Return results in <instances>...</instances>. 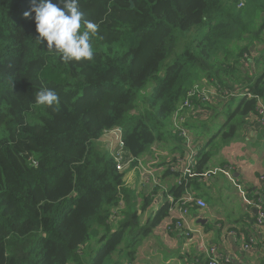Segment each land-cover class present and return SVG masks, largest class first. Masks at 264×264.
I'll list each match as a JSON object with an SVG mask.
<instances>
[{
    "label": "trees",
    "instance_id": "obj_1",
    "mask_svg": "<svg viewBox=\"0 0 264 264\" xmlns=\"http://www.w3.org/2000/svg\"><path fill=\"white\" fill-rule=\"evenodd\" d=\"M29 8V0H0V264H86L92 225L102 229L101 245L88 264H104L125 238L133 262L169 205L142 222L153 196L142 194L138 205L95 141L120 127L132 156L167 139L178 145L171 116L190 88L235 89L206 105L208 121L224 119L208 140L199 147L194 138L195 171L209 169L215 151L252 125L257 98L264 102V0H80L83 19L99 29L93 60L71 65L37 45L34 13L23 17ZM44 87L59 104L35 103ZM182 191L176 183L169 190L174 198ZM120 201L122 219L112 230L108 216Z\"/></svg>",
    "mask_w": 264,
    "mask_h": 264
},
{
    "label": "crops",
    "instance_id": "obj_2",
    "mask_svg": "<svg viewBox=\"0 0 264 264\" xmlns=\"http://www.w3.org/2000/svg\"><path fill=\"white\" fill-rule=\"evenodd\" d=\"M217 121L221 122L222 118H214L211 122L198 120L195 117L189 119L187 127L199 147L208 140L212 124ZM178 150L177 140L173 143L162 141L153 145L151 153L141 156L154 162L156 174L166 191L175 185V177L170 173H165V163ZM212 158H214L213 163L209 162V169L230 165L232 174L239 184L252 194H258L264 199V181L258 179L259 174L264 171V126H256L254 122L252 125H247L240 140L224 145L215 151ZM223 180L227 181L226 177L218 172L206 182L197 180L195 181L198 183L197 186L194 183L191 185V188L197 190L198 195L200 193L207 203V208L199 213L195 209L191 210V224L203 232L206 243L216 245L220 252L230 253L232 264H264V224L256 223L255 209L245 207L241 197H239L241 204L238 208L227 204L226 209L213 203V194L220 190ZM124 181L134 189L137 195L136 203L140 205L142 194L149 192L145 186L140 184L137 172L126 173ZM156 190L155 195L151 193L153 201L142 215V222L150 212L154 214L166 203L161 192L163 189ZM237 195L240 196L238 190ZM196 213H198L197 218ZM168 219L169 216L142 240L137 247L136 258L133 262H129L127 258L123 261H120V258H113L110 264L113 262L120 264H205V255L198 251L199 237L187 238L180 231L166 232L163 226ZM249 237L254 238L255 244L248 250H243L242 244Z\"/></svg>",
    "mask_w": 264,
    "mask_h": 264
},
{
    "label": "built area",
    "instance_id": "obj_3",
    "mask_svg": "<svg viewBox=\"0 0 264 264\" xmlns=\"http://www.w3.org/2000/svg\"><path fill=\"white\" fill-rule=\"evenodd\" d=\"M237 90H226L219 85H194L187 91L186 97L178 105L177 109L171 116V128L178 136V145L182 153H175L170 159H173L165 169L174 175L175 183L183 187V191L178 198L166 191L161 185L159 176L156 174L154 162L141 156H132L124 147L121 136V128L115 127L105 133H109L106 138L109 142L107 151L113 158L115 168L119 172L126 173L137 172L140 184L146 187L149 193L153 189H163L161 191L168 203L169 219L163 226L166 232L180 231L185 237L191 238L198 236V251L205 255V264H232L230 253L220 252L216 245L205 242L203 232L191 224V210L195 209L198 213L207 208L206 201L191 190L190 182L194 177L198 181L206 182L216 173H222L238 190L245 207L255 209V221L257 224H264V199L258 194H252L248 189L239 184V181L232 174V167H217L207 169L201 173L195 171V162L199 153V148L194 142V137L190 133L187 124L191 117L198 120H204L209 114L205 108L207 104L215 105L218 101L226 99ZM236 95V94H235ZM257 97V96H255ZM256 114L252 117L254 122L259 126H264V102L257 98ZM167 166L168 169H167ZM124 178V177H123ZM259 181H264V171L259 174ZM126 183V182H125ZM123 202L112 208L108 216V223L112 230L115 229L118 221L122 219L121 209ZM198 213L195 217H198ZM167 216V217H168ZM255 244L253 237H249L243 244V250H248ZM131 264V263H128Z\"/></svg>",
    "mask_w": 264,
    "mask_h": 264
},
{
    "label": "clouds",
    "instance_id": "obj_4",
    "mask_svg": "<svg viewBox=\"0 0 264 264\" xmlns=\"http://www.w3.org/2000/svg\"><path fill=\"white\" fill-rule=\"evenodd\" d=\"M29 3L23 17L34 13V40L38 46L58 53L64 64L93 60L91 38L99 25L83 19L80 0H29ZM34 100L37 105L50 108L59 104L60 97L52 88L44 87L35 93Z\"/></svg>",
    "mask_w": 264,
    "mask_h": 264
},
{
    "label": "rangeland",
    "instance_id": "obj_5",
    "mask_svg": "<svg viewBox=\"0 0 264 264\" xmlns=\"http://www.w3.org/2000/svg\"><path fill=\"white\" fill-rule=\"evenodd\" d=\"M244 43H246V42L245 41H242V40L237 41V44L240 47L244 46ZM256 44L257 45H260V44L262 45V42H258L257 41ZM170 61H171V58H168L164 62L161 72L164 71V67ZM260 71L261 70H257L255 72L258 73ZM247 73H250V71H247ZM220 117L221 116H218L217 118L219 119ZM204 120H209V119H204ZM219 123L220 122L217 121V122H215V123L212 124V131L210 132V135L218 128ZM108 135H109V133H104L99 139H97L95 141V143H98L97 145L99 146L100 149L107 150L109 148V142H108V139L106 138V136H108ZM3 136H5V133L0 128V138H2ZM166 142L173 143V140L167 139ZM213 159L214 158H212L210 160V163H213ZM202 188L204 189V186ZM191 190L195 194L198 195V191L197 190H193L192 188H191ZM199 192H202V191H199ZM199 195H200V193H199ZM239 197L240 196L237 195V189H236V187L231 182H229L228 180L227 181L226 180H223L221 182V188H220V190L217 193L213 194V198H214L213 203L215 205H219V206L225 207V208L227 207V204L228 205H234L235 208H238L240 206V204H241V200H240ZM101 233H102V229L101 228H99V227H97L95 225H92L91 226V229H90V239L88 240V242L82 248L83 253L85 252V253L90 254L89 256H86V258H85V263L86 264H88L90 262V259H91L92 255L94 254L95 250H97L100 247V245H101L99 243V241H98L99 237L101 236ZM126 242L127 241H126V238H125L121 242V244L117 247V249L114 251V253H112L109 256V258L106 259V261H105L104 264H109L110 263V260L113 259V258H120V261H123L126 258V252H125Z\"/></svg>",
    "mask_w": 264,
    "mask_h": 264
},
{
    "label": "water",
    "instance_id": "obj_6",
    "mask_svg": "<svg viewBox=\"0 0 264 264\" xmlns=\"http://www.w3.org/2000/svg\"><path fill=\"white\" fill-rule=\"evenodd\" d=\"M131 6H132V3H131Z\"/></svg>",
    "mask_w": 264,
    "mask_h": 264
}]
</instances>
